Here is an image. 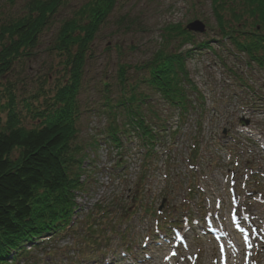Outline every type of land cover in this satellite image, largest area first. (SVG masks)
I'll return each instance as SVG.
<instances>
[{"label":"rangeland","instance_id":"1","mask_svg":"<svg viewBox=\"0 0 264 264\" xmlns=\"http://www.w3.org/2000/svg\"><path fill=\"white\" fill-rule=\"evenodd\" d=\"M28 1L0 0V21L22 15ZM83 1L65 0L56 21ZM227 1L221 28L210 0H117L92 44L77 98L75 144L83 155L111 121L103 104L107 96L117 95V65L148 59L166 40L163 29L168 24L184 27L196 18L206 25L204 33L194 34V42L208 46L194 48L184 63L188 96L201 107L179 122L178 110L140 83L139 91L149 99L141 108L146 120L156 118L151 117L152 107L169 127L163 148L146 157L139 149H122L119 171L101 167L103 172L98 170L105 161L104 149L100 151L95 168L88 165L87 178L75 192L81 211L74 214L73 227L55 236L43 234L30 258L17 264H222L223 242L228 264H264L263 252H251L248 258L236 253L245 249L246 233L264 231V74L247 64V55L234 46L231 35L225 36L227 25L234 29L238 23L230 8L240 12L242 0ZM248 18L242 15L241 20ZM54 31L44 33L33 52L0 77L2 121L12 97L23 125L35 126L34 111L46 108L63 83L62 58L50 48ZM132 73L130 78H142ZM103 83L111 89L105 91ZM193 87L200 95L193 94ZM125 121L119 113L115 123L123 127ZM102 175L106 184L99 183Z\"/></svg>","mask_w":264,"mask_h":264},{"label":"trees","instance_id":"2","mask_svg":"<svg viewBox=\"0 0 264 264\" xmlns=\"http://www.w3.org/2000/svg\"><path fill=\"white\" fill-rule=\"evenodd\" d=\"M64 1L29 0L22 15L0 21V77L18 59L30 55L44 33L53 27L50 48L61 56L66 74L46 108L34 111L38 118L35 126L23 125L19 111L11 104L12 97L6 118L3 121L0 118V264L29 259L27 245L36 244L45 233L57 234L74 211L73 190L80 185L85 155L83 148L75 144L77 98L92 44L117 0H84L71 9L68 17L56 21ZM210 1L222 28L226 25L221 20L227 0ZM238 9L240 12L230 8L232 18L238 23L226 35L231 34L232 38L234 33V46L264 70V0H242ZM242 15L249 18L241 20ZM163 30L166 40L148 59L117 65V95L107 96L103 104L111 117L107 128L111 134L119 130L115 123L119 113L124 114L125 123L136 122L144 132L150 131L151 122L146 124V112L141 109L144 104L148 106L149 99L139 91L140 83L158 92L169 106L186 109L184 63L193 47L183 51L179 47L194 46L193 35L179 24H168ZM130 71L135 76L141 73L142 78H130ZM103 86L105 91L111 89L108 83ZM150 113L157 117L152 107Z\"/></svg>","mask_w":264,"mask_h":264},{"label":"bare ground","instance_id":"3","mask_svg":"<svg viewBox=\"0 0 264 264\" xmlns=\"http://www.w3.org/2000/svg\"><path fill=\"white\" fill-rule=\"evenodd\" d=\"M240 231V230H239ZM242 231H240L239 233H241ZM219 235H221V233H219ZM244 241L246 243V245L244 246L245 249H247L245 251V249H241L240 250H236V253H239V256H246L247 258L249 257V253L254 252L255 254L263 252L264 253V231L262 232H253L252 236H249L248 234H246V236H244ZM257 246L261 247V250L258 249Z\"/></svg>","mask_w":264,"mask_h":264},{"label":"water","instance_id":"4","mask_svg":"<svg viewBox=\"0 0 264 264\" xmlns=\"http://www.w3.org/2000/svg\"><path fill=\"white\" fill-rule=\"evenodd\" d=\"M264 22V17H263ZM186 29L195 32H203L205 30L204 24L199 20H194L186 25Z\"/></svg>","mask_w":264,"mask_h":264}]
</instances>
